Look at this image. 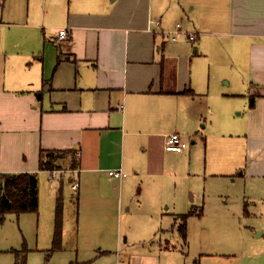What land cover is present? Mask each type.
Listing matches in <instances>:
<instances>
[{
  "label": "crops",
  "instance_id": "obj_1",
  "mask_svg": "<svg viewBox=\"0 0 264 264\" xmlns=\"http://www.w3.org/2000/svg\"><path fill=\"white\" fill-rule=\"evenodd\" d=\"M62 13L54 38L63 58L57 55L51 73L45 69L39 82L0 83V185L6 174L33 173L39 194L37 211L0 215L15 225L0 227V254L10 255L8 264H17L33 223L38 239L41 230L49 237L44 248L54 246L60 192L61 235L47 264H264V0H68ZM152 18L161 19L155 30ZM178 22L197 39L180 33L172 40ZM64 26L69 37L59 40ZM226 54L238 78L223 84L235 79L238 91L253 96L244 106L243 145L214 139L238 128L236 121L226 130L215 121L228 108L218 113L212 99L224 90L207 76L213 58ZM4 61L7 53L0 50ZM173 131L193 137V145L167 151ZM200 148L212 150V169L206 160L204 170L212 189L225 180L245 184L240 194L207 190L200 197L202 210L220 212V223L199 230L195 242L188 227L185 243L180 229L168 227L189 203L176 198L173 210H164V197L156 193L158 201L147 211L152 223L122 229L121 205L130 192L139 189L130 200L141 208L143 190L168 185L174 160L192 164ZM48 151L56 153L49 157ZM46 161L50 166H42ZM74 162L80 168L77 191L68 188L76 175L70 171L47 185L48 169H69ZM119 167L122 178L109 174ZM169 215L174 220L165 224Z\"/></svg>",
  "mask_w": 264,
  "mask_h": 264
},
{
  "label": "rangeland",
  "instance_id": "obj_2",
  "mask_svg": "<svg viewBox=\"0 0 264 264\" xmlns=\"http://www.w3.org/2000/svg\"><path fill=\"white\" fill-rule=\"evenodd\" d=\"M67 2L68 0H0V50L7 53L8 60L0 63L1 84H3L4 81L8 83L10 79L39 82L40 77L45 73V69L48 70L46 71L47 74L51 73L52 68L57 65V55L59 54V42L54 38V32L58 28V21L61 20L59 16L63 14L62 11H64V6ZM58 56H60V59L63 58L61 54ZM40 57H43V60H40ZM3 60H5V58ZM233 65L231 56L226 54L215 56L213 58L212 68L207 67V76L209 79L210 73L213 86H219L220 92L224 90L223 93L217 95V97H213V104L217 107V110H219L218 113L228 108V114H223L221 119L219 116L216 117L215 121L220 122L224 130L227 129L225 128V126L228 125L227 122L236 121L238 123V128L235 129L237 131H222L223 135L217 136L214 139L220 140V142L224 141L225 143L228 141L230 145L234 143L243 145L246 139V136L243 135L246 130L243 129V123L249 117L248 109H245L244 106L247 104V101L249 102L248 105H250L253 96H249L247 92L238 91L242 90V87L240 86L239 89H237L238 86L235 84V79L231 86L229 84H223L224 81H227L230 77H237V72ZM47 85L48 84L45 85V89ZM40 92L41 91L38 93ZM233 92L239 93L234 94ZM225 94L233 95L227 96ZM217 126L219 125L217 124ZM184 139L188 142L189 147L193 145V137L185 136ZM227 154L228 153H226V155ZM211 156L212 150L209 149L205 152L204 148H200L196 151L192 164L184 160H174L173 163H175V166L170 169L171 171L167 174V177L170 179L167 181L168 185L159 187L156 191L153 189L143 190V196L141 194L139 197L144 202L141 208L137 206L136 202L130 200L139 189L136 187L135 191L132 190L130 193H134L129 195L127 203L121 205V210H124L123 212L126 213L121 219L122 229H126L129 224H133L134 227H136L152 223V220L147 215V211L150 212L152 207L157 203L158 200L154 196L156 193H159L157 196L164 197V203H162L164 210H167L168 206H170L168 210H173V202L176 198L178 201L185 200L189 203L190 207L186 209V212H184L185 214L190 213L191 209L194 208L195 212L191 213L188 217V227L194 231V242L198 238L196 237L197 232L203 227L218 225L223 219L220 212L211 208L206 211L203 208V214H201L200 209L202 205L200 197L203 196L207 190L208 192L213 190L218 194L225 195L229 193L240 194L245 190V184L241 186L237 182L238 186H235L229 183V180H225L227 184L221 183L219 186L212 189V187L205 182L204 175L206 160H209L208 172L212 169V163L210 161ZM242 158L244 159L245 157ZM188 171H190V173H187ZM241 171L242 170L239 169L236 175H239ZM60 176L61 174H59V177ZM47 185L50 184L47 183ZM70 186L71 183L68 185V188L72 190ZM137 186L139 188L140 183ZM48 187L50 190H55V188ZM151 190L154 192L147 193L151 192ZM195 193L197 194V200L193 198ZM248 203L252 204V201L248 199ZM43 204L45 207L47 201L44 200ZM157 205L160 206V204ZM164 219L167 220V222H165L166 224L173 218L169 215ZM13 222H15V220H13ZM180 223L181 220L179 218L176 221H172L171 224L173 229L171 230V226H169V232L173 230L178 232ZM1 224H4L3 227H5L7 231H10L12 226L14 229L15 226L14 223L10 221L8 215L3 222L0 221V227ZM33 224L29 228L30 232L28 233L26 245L28 250L31 251H28V254H30L28 255L27 262L28 264H47L49 261L47 260V256L48 253L51 252L50 250L53 245H48V249L44 248L45 244H47L46 240L49 237L46 238V235L42 232L43 230H41L38 239L36 225ZM225 234L232 235L233 233L226 232ZM162 235H158V237L161 238ZM125 236L126 234H123V240ZM10 242H12V240H5L3 244H8ZM8 257H10V255L0 254V264H8Z\"/></svg>",
  "mask_w": 264,
  "mask_h": 264
},
{
  "label": "trees",
  "instance_id": "obj_3",
  "mask_svg": "<svg viewBox=\"0 0 264 264\" xmlns=\"http://www.w3.org/2000/svg\"><path fill=\"white\" fill-rule=\"evenodd\" d=\"M62 152V151H61ZM65 151H63L64 153ZM70 152V151H66ZM53 153L47 152L49 157H53ZM53 158H49V162ZM48 166L49 163H43L42 166ZM50 166V165H49ZM76 164L72 165V168ZM54 167V165H53ZM52 168V167H51ZM39 206V194H38V179L33 173H20V174H6L1 179L0 185V215H5L7 212H29L37 211ZM62 211H63V195L60 192L58 196L57 209H56V233L54 239V246L51 250H55L59 245V239L61 235L62 224ZM195 210H191L190 213L181 215V223L179 229L182 233V237L185 243H187V230H188V217ZM203 210L200 209L202 214ZM50 250V251H51ZM28 248L25 243L17 253L20 254V259L17 260V264H26Z\"/></svg>",
  "mask_w": 264,
  "mask_h": 264
},
{
  "label": "built area",
  "instance_id": "obj_4",
  "mask_svg": "<svg viewBox=\"0 0 264 264\" xmlns=\"http://www.w3.org/2000/svg\"><path fill=\"white\" fill-rule=\"evenodd\" d=\"M150 29L155 30L153 26H160L161 25V19L160 18H152L149 21ZM171 39L172 40H177L178 36L180 33H185L188 37L189 40L195 41L197 39V35L195 32H189L187 30H184L181 23L178 22L175 26V29L171 31ZM69 26H64L58 29L57 31V37L59 40H65L69 37ZM119 109H123V105L119 106ZM188 146V142L182 137L181 133L177 131H173L166 136L165 140V149L167 151H172V152H181L183 151L186 147ZM79 154V152H78ZM65 171H70L76 175L71 180V187L73 190L77 191L80 187V181L77 176V173L80 171V168H69V169H62V168H51L48 169L49 172V183L50 186H54L56 179L58 178L59 174L61 172ZM109 174L117 177V178H122L125 173L124 170L119 167L115 169H110Z\"/></svg>",
  "mask_w": 264,
  "mask_h": 264
}]
</instances>
